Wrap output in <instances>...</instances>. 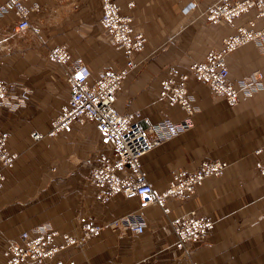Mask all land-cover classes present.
Here are the masks:
<instances>
[{
    "label": "crops",
    "instance_id": "crops-1",
    "mask_svg": "<svg viewBox=\"0 0 264 264\" xmlns=\"http://www.w3.org/2000/svg\"><path fill=\"white\" fill-rule=\"evenodd\" d=\"M114 1L130 17L132 31L143 35L132 53L135 65L115 92V110L138 109L143 121L181 119L185 110L179 101L162 94L166 83L181 84L191 108L189 128L139 157L146 180L159 191L172 171H190L202 159H219L226 166L181 199L168 197V212L153 204L138 208L135 196L121 192L99 200L86 176L109 148L92 121H72L68 129L38 139L30 132L46 131L69 93L64 74L70 65L48 60L50 47L64 45L70 60L82 59L92 77L101 68L123 65V52L107 42L99 23L102 0H24L26 6L36 4L28 12L35 32H14L12 10L0 15V80L9 92L0 101V131L7 133L6 149L15 153L12 164L2 169L0 264H8L4 239L16 240L20 231L39 222L77 233L83 221L104 224L130 211L143 221L142 232L104 227L86 242L59 250L55 258L73 264H264V174L254 168V160L264 157V85L231 105L213 96L189 69L192 61L218 49L235 27L259 28L264 20L253 8L228 21L209 20L202 10L213 0ZM189 2L194 7L186 9ZM225 64L231 81L264 70V43L235 46L225 54ZM20 91L25 99H18ZM190 209L211 225L203 240L177 247L168 219Z\"/></svg>",
    "mask_w": 264,
    "mask_h": 264
},
{
    "label": "built area",
    "instance_id": "built-area-1",
    "mask_svg": "<svg viewBox=\"0 0 264 264\" xmlns=\"http://www.w3.org/2000/svg\"><path fill=\"white\" fill-rule=\"evenodd\" d=\"M24 0H1L0 15L12 10L16 16L12 30L35 32L28 18V12L36 9V4L26 6ZM194 2H189L186 9L193 8ZM253 8L256 14L264 20V0H213L202 13L209 20H231L240 12ZM251 23V21H248ZM99 23L103 28L107 42L122 50L124 63L116 69L104 67L91 73L80 58L70 60L69 54L62 44L53 45L46 52L48 60L58 64L69 63L64 79L68 85V97L59 111L50 120L48 129L44 132L31 131L33 139L44 135H54L59 130H66L70 123L92 121L99 132L100 139L109 150L98 157V164L89 169L87 181L97 187L95 196L99 200H107L112 193L121 192L137 198L138 208L149 204L157 205L163 212H168L166 199L176 197L181 199L185 192H193L195 185L204 177L222 173L226 162L219 159H202L190 171H172L168 185L162 190L154 189L146 180L141 168L139 157L150 147L163 140L186 130L192 124L191 108L182 97L184 87L179 84L163 86L162 94L168 96L171 102L179 101L185 110V116L179 120L161 118L155 121H143L140 111L118 112L113 103L115 92L121 80L133 68V51L143 43L141 32H133L130 17L124 14L114 0H102ZM250 42L254 45L264 43V25L259 28L235 27L234 31L226 33L221 38L218 49L208 51L203 59L194 60L189 69L195 77L203 80L210 88L213 96L223 98L228 104L237 103L240 95H250L263 88L264 70L254 69L249 75L231 81L227 77L225 54L235 46ZM9 97L4 82L0 80V101ZM18 99L26 98L20 91ZM7 133L0 131V187L4 174L2 169L9 167L15 153L6 149ZM260 148L255 149L258 152ZM264 172V157L256 161V166ZM168 224L176 236L175 245L182 247L185 242L203 240L211 225V220L198 215L190 209L178 213L168 219ZM143 221L135 211L127 212L104 224L83 221L77 233L59 231L48 222H39L30 230H22L17 239L6 237L3 254L8 264H73L71 259H57L56 253L71 245H79L97 235L104 227L112 230H128L140 233ZM59 238L58 242L55 239ZM185 264H197L189 261Z\"/></svg>",
    "mask_w": 264,
    "mask_h": 264
},
{
    "label": "rangeland",
    "instance_id": "rangeland-1",
    "mask_svg": "<svg viewBox=\"0 0 264 264\" xmlns=\"http://www.w3.org/2000/svg\"><path fill=\"white\" fill-rule=\"evenodd\" d=\"M222 19V18H221ZM257 148H259V147H256L255 149H257ZM255 149H253V152H255ZM255 153H257V152H255ZM259 160H261V159H255L254 160V168H255V170L258 172V173H261V174H264V172H261V170H260V168L258 167V165L256 166V161H259ZM117 231H125V230H118V229H116ZM204 238V237H203Z\"/></svg>",
    "mask_w": 264,
    "mask_h": 264
},
{
    "label": "bare ground",
    "instance_id": "bare-ground-1",
    "mask_svg": "<svg viewBox=\"0 0 264 264\" xmlns=\"http://www.w3.org/2000/svg\"><path fill=\"white\" fill-rule=\"evenodd\" d=\"M7 138V137H6ZM168 139V138H167ZM166 140V139H165ZM164 141V140H163ZM161 143V142H160ZM260 148V147H259ZM140 161V160H139ZM141 165V164H140ZM226 166V165H225ZM223 172V171H222ZM4 174V173H3ZM220 175V174H219ZM211 176H218V175H211ZM123 194V193H122ZM126 231V230H125Z\"/></svg>",
    "mask_w": 264,
    "mask_h": 264
}]
</instances>
